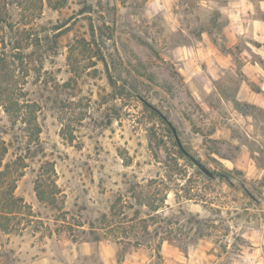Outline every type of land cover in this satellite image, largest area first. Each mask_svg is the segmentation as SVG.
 Here are the masks:
<instances>
[{
	"label": "rangeland",
	"instance_id": "374dc122",
	"mask_svg": "<svg viewBox=\"0 0 264 264\" xmlns=\"http://www.w3.org/2000/svg\"><path fill=\"white\" fill-rule=\"evenodd\" d=\"M50 1L0 0L6 18L27 30L24 59L9 45L6 52L42 129L28 152L24 124L0 107L5 161L27 162L15 195L31 208L10 232L0 228V264H264V0ZM13 36L0 25V40ZM187 47L200 57L184 66L177 56ZM218 51L232 66L210 80L206 58ZM138 95L221 175L210 180L186 156L179 171L176 138ZM46 162L55 166L58 207L36 194ZM150 178L169 184L162 218L144 207L152 236L137 248L116 243L112 203ZM164 236L165 253L157 246Z\"/></svg>",
	"mask_w": 264,
	"mask_h": 264
},
{
	"label": "trees",
	"instance_id": "16d2710c",
	"mask_svg": "<svg viewBox=\"0 0 264 264\" xmlns=\"http://www.w3.org/2000/svg\"><path fill=\"white\" fill-rule=\"evenodd\" d=\"M50 1V0H49ZM51 2V1H50ZM0 25L5 29H8L11 33L15 34L8 42H5V38H1L0 43H2V48L0 50V107H2L5 112L10 117L13 124L21 122L24 124L25 137L27 138V149L31 152V145L40 143V133L42 131L41 125L39 123L38 111L39 106L36 102H31L29 100H23L22 89L19 88V82L16 76V68L13 65V61L8 60V54L6 48L9 45L11 47V56L15 60L24 59V39L27 37V30L25 28L17 27L12 21H9L3 9L0 5ZM102 59V56L101 58ZM110 76V82L112 86H116V81L112 74ZM236 108L244 112L242 105L235 100ZM253 107H257L252 104ZM152 113L159 116L161 122L167 126V129L171 133V137H175L172 128L164 120L161 114L152 108ZM174 144L178 146L176 140ZM9 144L5 140H0V228L6 232L11 231L10 223L12 219L18 218L20 214L26 215L27 213L22 212L23 209L26 210L28 207V213L31 212L30 206H28L22 197L15 195V189L17 187L18 179L24 175V170L27 167V162L25 156H18L14 160L5 161L6 155L9 151ZM178 157L174 158L175 164L179 171H185V167L179 163V159L186 158L184 153L180 148H178ZM188 159V158H187ZM193 164L192 162H189ZM43 171L49 172V176H44L40 174L37 178L35 190L37 197L40 201L50 204L52 207L59 206V197L61 193L57 180L55 179L56 170L52 162H46L43 166ZM180 172V173H181ZM200 174H204L202 171H197ZM219 176L221 174H218ZM209 178V177H208ZM224 178L230 182L232 175H224ZM213 180L214 178H209ZM168 182L165 178H150L146 183L135 182L131 183L128 188L130 196H124L122 193L114 200L110 209V237L118 244L125 243L130 247L137 248L143 244V240L148 239L152 236L150 230V224L147 217L141 216L142 209L146 207L148 209V217L152 220H157L162 218V210L168 199L167 188ZM152 186H157L152 188ZM248 192V191H247ZM249 193V192H248ZM188 200L196 199L191 195H186ZM135 199L131 201L130 199ZM138 205L140 208H135ZM134 209L133 216H130L128 210ZM32 215V213H30ZM198 218L195 219L197 222H201L202 218L197 215ZM104 220L107 215H103ZM166 219V218H165ZM138 220V222H136ZM164 220V219H163ZM162 220V221H163ZM169 220V219H168ZM166 219L167 226L163 228L162 231L168 233V227L173 223ZM165 221V220H164ZM177 223V222H175ZM143 229L144 234L140 231ZM90 233L93 234V240H101V235L90 229ZM155 235H159V228L155 229ZM131 236L134 240H131ZM162 237L160 243L157 245L160 249L162 243L165 240L171 241V238ZM130 247L125 249V252L118 258L121 261L124 255L128 253Z\"/></svg>",
	"mask_w": 264,
	"mask_h": 264
},
{
	"label": "crops",
	"instance_id": "0c3cea01",
	"mask_svg": "<svg viewBox=\"0 0 264 264\" xmlns=\"http://www.w3.org/2000/svg\"><path fill=\"white\" fill-rule=\"evenodd\" d=\"M181 55L177 56V59L182 60L184 66H187L190 64V61L195 60L196 57H200L199 55H195L194 52L190 51V48L187 47V49L181 50ZM196 56V57H195ZM207 67L205 68V71L209 72L210 75L208 77L210 80L217 79L220 74H224L228 68L232 66V58L230 55L223 53V52H216L212 56L206 58ZM252 66H255V64H251ZM248 67V64L247 66ZM184 74L189 75L188 70H186L184 67H182ZM163 253L166 252V250H170L169 245L163 244L162 246Z\"/></svg>",
	"mask_w": 264,
	"mask_h": 264
},
{
	"label": "water",
	"instance_id": "95a60500",
	"mask_svg": "<svg viewBox=\"0 0 264 264\" xmlns=\"http://www.w3.org/2000/svg\"><path fill=\"white\" fill-rule=\"evenodd\" d=\"M138 97L143 100L148 106H150L153 109H156L161 116L164 118V120H166V122L169 124V126L172 128L176 141L178 143L179 148L182 150V152L184 153V155L190 160L192 161L195 166L200 169L205 175H207L210 178H216L218 177V174H216L214 171H212L210 168H208V166H206L200 159H198L196 156H194L191 152H189L187 150V148L185 147V145L182 142V139L178 133L177 128L174 126V124L168 119V117L162 113L160 110H158L156 107H154L152 104H150L143 96L138 95Z\"/></svg>",
	"mask_w": 264,
	"mask_h": 264
}]
</instances>
